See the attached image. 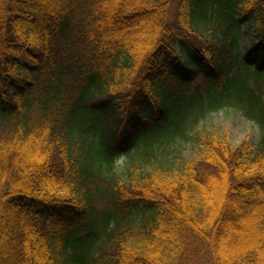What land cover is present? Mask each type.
<instances>
[{
  "label": "trees",
  "instance_id": "1",
  "mask_svg": "<svg viewBox=\"0 0 264 264\" xmlns=\"http://www.w3.org/2000/svg\"><path fill=\"white\" fill-rule=\"evenodd\" d=\"M171 1L0 0V264H264V129L189 134L264 126V0Z\"/></svg>",
  "mask_w": 264,
  "mask_h": 264
},
{
  "label": "rangeland",
  "instance_id": "2",
  "mask_svg": "<svg viewBox=\"0 0 264 264\" xmlns=\"http://www.w3.org/2000/svg\"><path fill=\"white\" fill-rule=\"evenodd\" d=\"M171 2L172 3L168 8L169 20L173 19V16L175 14V6L177 5L178 0H172ZM242 24V21H239L237 40L241 47L242 53H245L251 47V39L249 35L245 34V29ZM210 27L211 23L208 24L204 35L207 36V34L210 33L208 31V28ZM263 129L264 126L262 124L258 123L254 119L249 118L246 115L245 110L240 102H225L222 106L209 111L203 119L199 120L197 126L194 129L190 130L189 134L191 136L196 132L202 133L203 131H205L204 133L207 134H215L222 137L227 136L232 146H237L244 141H248L250 143L259 141ZM197 149V144L195 142H191L189 138H187L175 151V155H178L180 159L185 161L194 160L197 155ZM171 151V149H168L166 152ZM123 169L124 161L120 156L116 160V170L117 172H123ZM249 224L250 223H245L244 225L246 227H249ZM249 230L247 231V233H249Z\"/></svg>",
  "mask_w": 264,
  "mask_h": 264
}]
</instances>
